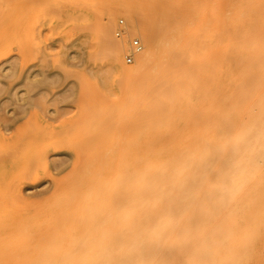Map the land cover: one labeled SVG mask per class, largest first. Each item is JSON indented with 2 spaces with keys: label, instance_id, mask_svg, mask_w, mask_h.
Returning <instances> with one entry per match:
<instances>
[{
  "label": "bare ground",
  "instance_id": "6f19581e",
  "mask_svg": "<svg viewBox=\"0 0 264 264\" xmlns=\"http://www.w3.org/2000/svg\"><path fill=\"white\" fill-rule=\"evenodd\" d=\"M117 11L129 18L130 33L147 43L146 68L125 66L104 27L108 23L99 25L102 43L111 44L112 68L127 86L144 87L133 106L128 168L123 177L115 175L114 192L108 194L112 208L105 195L99 199L104 213L97 222L114 207L119 210L111 228L103 222L101 252L93 251L95 244L69 243L73 223L66 219L68 236L29 238L53 218L64 222L66 212L61 218L51 210L44 213V207L18 220L25 224L23 235L4 233L0 245L14 239L20 240L18 247L39 244L30 243L25 253L1 252L0 264H239L249 241L264 233V0H201L193 28L159 32L157 45V23L135 4ZM125 178L118 197L117 183ZM70 193L66 198L81 200L79 192ZM87 202L80 205L90 208L84 215L94 207V201ZM77 208L65 214L67 219ZM44 238L52 246H43Z\"/></svg>",
  "mask_w": 264,
  "mask_h": 264
},
{
  "label": "rangeland",
  "instance_id": "374dc122",
  "mask_svg": "<svg viewBox=\"0 0 264 264\" xmlns=\"http://www.w3.org/2000/svg\"><path fill=\"white\" fill-rule=\"evenodd\" d=\"M200 2L0 0V225L4 224L5 229L0 231V244L4 233L23 235L25 224L18 220L45 207L44 213L51 210L49 213L61 218L64 215L68 225L73 223L69 237L74 240L68 237L69 243L82 248L95 244L98 249L93 251L101 252L98 244L103 222L111 228L120 204L115 201L117 205L113 206L118 211L114 207L97 222L104 213L100 212L99 199L105 195L104 203L108 209L112 208L108 205V194L112 195V188L114 192L115 175L118 179L123 177L128 168L131 119L136 109L133 106L144 93V87L127 86L112 68L108 54L111 44L102 43L99 27L109 29L119 48L120 61L141 70L146 68L142 56L147 51V43L139 34L130 33V20L118 8L133 3L141 15L157 23L154 30L157 45L159 32L168 33L175 26L176 29L187 25L193 28ZM133 39L142 45L139 52L132 47ZM128 55L132 56L131 62L126 60ZM120 149L124 153L118 163ZM121 162H126L125 166ZM123 180L115 187L118 197V192L126 188V178ZM103 184L105 191L101 194ZM87 191L91 192L86 194ZM70 192H79L77 197L81 200L76 203L75 198H66ZM87 201H94V207L84 215L87 207L83 210V204ZM73 206L79 209L74 214L76 218L72 213L67 219L69 216L65 214L69 210L76 212ZM63 212L66 213L61 215ZM71 217L76 220L75 224V220L70 221ZM53 219V224L41 226L31 235L29 232V238L38 239L43 233L51 240L68 236L63 230L65 220L61 219L62 225ZM92 221L97 222L95 228H89L93 226ZM42 240L43 246L52 242ZM19 241L14 239L9 246L0 245V253L30 251L31 242L18 247ZM248 245L238 259L239 264H264V233L251 239Z\"/></svg>",
  "mask_w": 264,
  "mask_h": 264
},
{
  "label": "built area",
  "instance_id": "2783aa9c",
  "mask_svg": "<svg viewBox=\"0 0 264 264\" xmlns=\"http://www.w3.org/2000/svg\"><path fill=\"white\" fill-rule=\"evenodd\" d=\"M132 47L134 49L135 52H139L140 50H142V45L140 43V41L138 39H133L132 41ZM126 60L128 62H131L132 61V56H126Z\"/></svg>",
  "mask_w": 264,
  "mask_h": 264
}]
</instances>
